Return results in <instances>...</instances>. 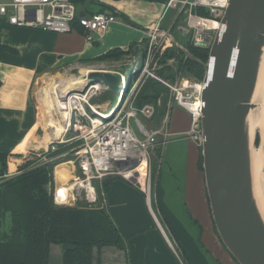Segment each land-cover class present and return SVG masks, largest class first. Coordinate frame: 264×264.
Masks as SVG:
<instances>
[{
  "label": "crops",
  "instance_id": "obj_1",
  "mask_svg": "<svg viewBox=\"0 0 264 264\" xmlns=\"http://www.w3.org/2000/svg\"><path fill=\"white\" fill-rule=\"evenodd\" d=\"M139 1L86 0V6L94 5L98 12L82 8L78 14H115L117 20L100 39L93 34L95 40L91 43L77 27L69 33L56 34L17 28L0 21V45L6 49L0 52V154L17 164L25 160L28 140L37 124L32 92L39 76L93 63L109 64L98 59L114 49L124 54L133 49L135 54L142 48L144 32L159 20L167 0L153 4L146 19L130 18L123 9ZM124 14L130 19L129 24ZM170 25L164 27L162 23L164 29ZM151 94L145 95L156 96ZM189 126L186 112L181 109L171 112L168 121L171 137L158 147V175L152 177L154 216L147 208L142 185L136 187L112 177L106 189L101 190L100 204L118 230L124 248H95L91 264H237L214 227L203 171L198 165L199 147L181 135ZM59 183L53 177V187ZM62 253V246L51 245L48 264H63Z\"/></svg>",
  "mask_w": 264,
  "mask_h": 264
},
{
  "label": "built area",
  "instance_id": "obj_2",
  "mask_svg": "<svg viewBox=\"0 0 264 264\" xmlns=\"http://www.w3.org/2000/svg\"><path fill=\"white\" fill-rule=\"evenodd\" d=\"M228 4L229 0H167L159 20L144 32L146 54L143 62L134 61L129 65V62L122 64V61H117L112 69L102 70L117 73L121 78V91L108 102L107 110L101 112L107 102L96 104L92 102L107 92L101 84L90 86L84 94L78 92L77 95H67L66 100L75 102L70 108L69 122L66 125V130L74 133V138L69 141L78 140L82 145L74 154L77 168L73 169L72 178L63 186L66 197L58 200V185L52 188L53 203L56 206L74 207L77 203H86L89 207H95L100 203L103 182L108 177H114L136 187L142 185L147 208L154 216L151 203L153 190L151 157L158 147L171 137L168 132V117L170 111L174 109L183 110L190 118L189 129L181 134L182 137L192 141L199 148L202 146L201 94L204 85L202 79H189L183 76L174 81L157 78L150 71V54L162 53L166 50V44L172 45L167 32L172 34V30H175L178 36L185 39L189 48L207 50L206 62L210 61L209 52L221 30V20ZM170 11H173L172 23L170 27L164 29L162 23ZM179 18L182 19V24L173 26ZM0 21L17 28L40 29L56 34L71 32L74 28L73 23L76 22L88 43L95 40L93 34L100 39L111 24L117 23L115 14H78L72 0H0ZM132 54L134 55L131 53L126 58L133 57ZM184 58L187 59L185 56ZM79 68L64 71L70 73ZM118 68L124 69V72H118ZM90 71L100 70H93L92 67L88 68L86 73ZM82 76L85 84L86 74ZM148 77L159 82L169 93L165 123L158 130L152 131L145 128L140 117L152 120L156 105L138 100L134 94L142 81ZM120 103V108L112 118L98 115L108 114ZM157 137L161 138L160 144H155ZM47 152L46 149L45 157ZM143 162L145 172L141 177L138 166ZM157 225L162 233H165L166 241L170 243L165 230L159 223Z\"/></svg>",
  "mask_w": 264,
  "mask_h": 264
},
{
  "label": "water",
  "instance_id": "obj_3",
  "mask_svg": "<svg viewBox=\"0 0 264 264\" xmlns=\"http://www.w3.org/2000/svg\"><path fill=\"white\" fill-rule=\"evenodd\" d=\"M221 24L206 63L195 58L173 34L167 32V36L179 52L204 70L201 158L216 233L237 264H264V221L255 199L251 155L259 130L249 122L251 112L260 108L252 101L264 67V0H229ZM83 74L84 86L72 92L84 94L96 84L113 96L121 91L117 73ZM148 97L157 99V95ZM160 143L157 137L155 144ZM58 246L63 248V258L67 245Z\"/></svg>",
  "mask_w": 264,
  "mask_h": 264
},
{
  "label": "trees",
  "instance_id": "obj_4",
  "mask_svg": "<svg viewBox=\"0 0 264 264\" xmlns=\"http://www.w3.org/2000/svg\"><path fill=\"white\" fill-rule=\"evenodd\" d=\"M75 1L72 0L74 5ZM80 1L86 4V0ZM199 13L203 14L201 11ZM73 27L80 29L76 22ZM185 46L195 58L206 63L207 50ZM5 50V47L0 45V52ZM178 53L182 55L181 52ZM123 55L125 54L119 49H114L98 60H118ZM181 67L196 79H202L204 70L200 65L186 59L181 63ZM147 92L153 93L154 87L148 88ZM107 94L112 100V94ZM142 94L139 100L155 102L144 95L147 94L146 91ZM157 150L155 159L158 161ZM5 160L6 155L0 154V176L5 170ZM201 161L200 157L198 165L202 171ZM52 166H55L54 161L44 167L24 171L18 177L7 181L5 190L0 193V264H48L51 245H67L62 258L63 264H91L95 248H124L118 230L100 203L93 209H89L85 203H77L74 207H58L53 203L52 195L46 190L47 185H50L51 191L53 188ZM151 166L152 176L155 177L158 163L153 162ZM106 187L102 186V189ZM14 197L21 198L20 205ZM3 214L11 217H7V220H11L10 227L2 223Z\"/></svg>",
  "mask_w": 264,
  "mask_h": 264
},
{
  "label": "rangeland",
  "instance_id": "obj_5",
  "mask_svg": "<svg viewBox=\"0 0 264 264\" xmlns=\"http://www.w3.org/2000/svg\"><path fill=\"white\" fill-rule=\"evenodd\" d=\"M95 1L97 0H91V2L97 3ZM157 1L159 0H141L136 4L130 5L128 8H124L123 10H124V13L127 14L130 18L132 17L134 19H139V18L146 19L148 18L147 16L149 14V11L152 8V5L155 4ZM75 4H76L75 6H76L77 12L79 9H82V8H87V12H91V11L98 12V9L96 6L94 5L86 6V4H84L80 0H76ZM125 14H124L125 17L123 18L125 19L126 24H129L130 19ZM172 17H173V11H170L167 14L163 22L164 27H167L172 23V19H173ZM119 20H122V19L119 18ZM178 24H182V19L179 18V20H177L173 24V26L176 27V25ZM172 32H173L172 34L176 38L180 39L179 41L182 40L181 41L182 44L186 45L185 39L178 37V34L176 33L175 30H172ZM145 41H144V44H142L143 45L142 48L138 49V51L134 55L132 54L133 57L131 58H126V56L130 55L133 52V49L130 50L129 54L126 53L125 55L120 57L118 60H108V62H110L109 64L93 63V64H90L84 67L80 66L78 70H73L72 72L67 73V74L68 76H71V77H77V76L83 75V73L87 72L88 68H92V67H93V70H100V71L112 69V66H114L117 63V61H122V64L124 63L127 64L129 62V65H131L134 61L138 63L140 62L142 63L145 57V54H146V49L144 48ZM165 49L166 50L162 53L152 52L150 54V71L157 78L164 79V80L169 79L170 81H174L177 78L182 77V76L184 78H189V79L194 78L195 79L194 76L185 72V70L181 67V63H183V61L186 60L183 54L182 55L179 54L178 53L179 51L176 50L170 43L165 45ZM76 67H79V66H76ZM64 70L66 69L52 71V72L46 73L45 75H41L36 79L34 86H33V92H32V101H33V104L35 106V110L37 113L36 128L30 134V138L28 140V146H27V149L25 150V160H23L21 164H17V162L15 163L14 160L7 159L6 157V160L4 162L5 170L4 172L1 173V176H0V193L5 190V187L7 186V183H8L7 181L18 177L24 171H28L32 169L34 170L36 168L44 167L45 165L53 161L55 163V166L54 167L52 166V169H51L52 179L53 177H55L54 169L56 166L62 165L67 162H72L73 169L77 168L74 162V159H75L74 154H75V151L79 147H81L82 142L78 140L72 141V142L69 141L70 139L74 138L73 131L66 130L67 126L63 125L62 122H60L61 119L59 117V114L51 115L52 112H54V110L51 105H50V110L46 108L45 106L46 102H45L44 94H43L47 88L52 86L53 82L61 83L62 80L70 79V78L65 79L64 75H67V74H65ZM117 71L124 72V69L118 68ZM151 86L154 87V92L151 95H158V99L155 101V105H156L155 116L150 121L145 120L144 118L140 117V120L142 121V123L144 124L145 128L148 131L158 130L164 125L166 112H167L166 104L169 99L168 90L165 87H163L159 82L153 80L150 77L145 78L142 81L141 86H139L134 91V94L137 96V99L138 100L140 99V96L143 91H146V93H148L147 90ZM57 92L59 91L57 90ZM107 93L108 92L101 94L97 99L92 101L94 102V104L100 103V102H105V103L107 102V104L103 106V109H101L102 110L101 112H104L105 110L109 108L108 102H110L111 100L110 98H108ZM77 94L78 92L69 93V95H77ZM159 114H161V116H159ZM170 114H171V111H170ZM168 120H169V117H168ZM57 124H58V127H57ZM54 131L57 134L52 136V133ZM55 137H59V138L55 139ZM33 142H35L33 144L35 148L32 145ZM40 147L42 148L40 149ZM46 149L48 152L46 153V157H45L44 152ZM199 150H200V157H201V147L199 148ZM156 155H157V152L156 154L154 153V156L151 157L152 163L153 162L158 163V161L155 159ZM18 163H20V161ZM1 167L2 166L0 163V170H1ZM157 175H158V171H157ZM155 177H156V174H155ZM50 189H51L50 185H47L46 190L52 195ZM12 200L13 199H10V201ZM14 200L15 201L17 200L19 205L21 204V201H22L21 198L14 197ZM81 204H84V203H81ZM15 205H16V202L14 206ZM87 207L89 209H93V207H89L88 205ZM95 207L97 206L95 205ZM7 217L11 218L9 216ZM7 217L5 214H3V216L1 217L2 223H5V225L10 227L12 225L11 220L10 219L7 220Z\"/></svg>",
  "mask_w": 264,
  "mask_h": 264
},
{
  "label": "bare ground",
  "instance_id": "obj_6",
  "mask_svg": "<svg viewBox=\"0 0 264 264\" xmlns=\"http://www.w3.org/2000/svg\"><path fill=\"white\" fill-rule=\"evenodd\" d=\"M65 74L69 73L64 71ZM65 79L70 78L69 80H62L61 83L53 82L52 86L47 88L44 91V99H45V106L48 110H50V105L52 106L54 112L51 115L55 114L58 115L61 119L63 125H67L69 122L70 116V108L72 107L71 100H66L67 95L77 88H81L84 85L83 76L71 77L64 75ZM57 90L59 92H57ZM63 95H61V94ZM77 97V96H76ZM64 99V100H63ZM75 99V98H72ZM62 100V101H61ZM78 100V97L76 98ZM255 105H259L260 108L251 112V117H249V122L254 123V127L256 126L257 130H259V134L256 133V143H254L251 149L252 155V163H253V185L255 189V199L257 208L261 218L264 221V174H263V144H264V67L263 71L258 79V83L253 95V101ZM63 103V104H62ZM121 103L112 110L108 112V114L104 115L103 113L98 114L103 118H108L115 114V112L120 108ZM58 127V124H57ZM55 131L52 133L54 136ZM59 137H55L58 139ZM254 138V135H253ZM49 139V138H47ZM46 140V139H45ZM35 148V146H33ZM45 147V146H44ZM42 147H40L41 149ZM37 149V148H36ZM39 149V148H38ZM138 171L140 172L141 177L144 176L145 172V162L141 163L138 166ZM73 166L72 162H67L62 165L56 166L54 169V176L57 181L60 183L58 184V194L57 199L61 200V198H65V187L64 184L72 178ZM142 180V179H141ZM142 182V181H141ZM60 185V186H59Z\"/></svg>",
  "mask_w": 264,
  "mask_h": 264
}]
</instances>
